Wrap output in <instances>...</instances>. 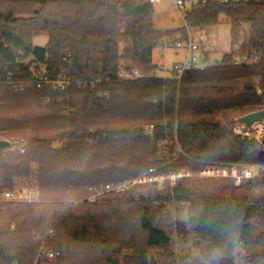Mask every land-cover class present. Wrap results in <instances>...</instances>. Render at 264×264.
<instances>
[{"label":"trees","instance_id":"obj_1","mask_svg":"<svg viewBox=\"0 0 264 264\" xmlns=\"http://www.w3.org/2000/svg\"><path fill=\"white\" fill-rule=\"evenodd\" d=\"M153 13L149 0H0V140L10 142L0 155V190L30 178L33 164L39 189V203L0 207V264H33V235L46 231L55 264L63 263L61 239L75 250L73 264H89L88 257L104 253L108 234L95 220L102 214L94 206L126 196L141 203L144 244L129 245L138 264H146L148 251L171 246L153 212L154 203L163 201L186 206L188 225L201 241L203 262L196 264H207L214 251L220 253L214 264H252L264 256V233L257 228L264 225V173L240 186L181 180L170 188L108 192L88 202L104 187L161 164L156 143L173 136L186 155L180 166L264 165L255 144L215 121L219 111L235 112L238 119L264 109V1L208 0L184 11L183 27L166 31L153 28ZM222 22L229 25L232 52L221 64L185 72L179 80L173 73L155 77V49L172 43L173 35L185 36L186 28ZM245 24L251 35L244 55L256 59L236 64L233 47ZM39 35L47 37L43 48L32 44ZM126 65L139 76L120 79ZM33 69L52 80L69 79L72 87L62 92L31 82ZM90 154L98 155L93 170L86 167ZM115 253L106 252L105 264H118Z\"/></svg>","mask_w":264,"mask_h":264},{"label":"rangeland","instance_id":"obj_2","mask_svg":"<svg viewBox=\"0 0 264 264\" xmlns=\"http://www.w3.org/2000/svg\"><path fill=\"white\" fill-rule=\"evenodd\" d=\"M153 10V28L155 30L166 31L183 27L184 10H178L174 6L172 0H159V2L153 3ZM199 29H203L204 33L207 34V40L201 46L198 55L202 56L205 53L208 54L207 59H205L201 64L202 67L208 68L210 66L221 64L223 57L232 52L228 23L222 22L217 25ZM250 35L251 29L249 25H243L241 29V38L237 45L233 47V61L236 64L246 62L244 59V53L246 50V42ZM178 36L179 35H173L171 38L172 41L178 39ZM46 43L47 37L45 35L36 36L32 40V44L39 48L45 47ZM183 56V51L177 52L173 48L171 40L168 41V44L164 47L155 49L152 55V63L156 65L154 74L155 77H171L173 65L180 62ZM233 113L235 112L219 111L215 114V121H217L220 126L229 130V128L233 126L231 125L233 122L230 123L232 118L235 116ZM233 120L237 122L236 116ZM11 139L15 140L17 139V136H13ZM97 157V154L94 155V158L91 154L86 156V158L89 159V163L86 165L88 168L87 170H93V168H95L94 162ZM35 174H37V166L33 164L30 168V176L34 179V181H36L37 178ZM25 179L27 178L14 180L12 186L15 187ZM254 190L259 192L258 188H254ZM104 193L108 192H103V190L97 191L93 195V200H91V197H93L91 195V197L88 198V202L97 200V198ZM144 199H146L145 196ZM33 203H39V192L37 200ZM77 203L78 201H74L73 205H76ZM140 204L141 203L137 198L132 201L128 199L127 196L117 197L113 199L110 204H108V200L105 201V199L100 202L98 201V204L94 206V210H100L102 217L97 215L95 220L100 222L103 229L107 230L108 234L103 238V240H106V249L104 253L99 251L88 257V260H91L89 264H105L106 252H116L117 249L118 253H115V255L112 256H115L118 264H138L133 256L134 248L129 247V245L133 244L134 247L138 248V246L141 247L144 244V233H142L138 228V220L140 216L139 207H141ZM154 206L158 207L156 210H153V212L159 223L165 227V232L170 238L171 246L165 250L153 249L148 251L145 256L146 264L202 263L201 241L188 225L186 206L168 204L164 201L160 203L155 202ZM257 228L261 233H264V225L258 224ZM48 236L51 235L50 232L47 231L43 234L35 233L33 235V240L38 247L35 251L33 264H55L57 262V257L45 258V251L50 250L52 252L47 241L49 238ZM60 241L63 242V245L61 246V256L63 258L62 264H73L75 250L71 247L67 249V244L65 243L66 241L63 239ZM243 256L244 252L239 250L237 252V258H241Z\"/></svg>","mask_w":264,"mask_h":264},{"label":"built area","instance_id":"obj_3","mask_svg":"<svg viewBox=\"0 0 264 264\" xmlns=\"http://www.w3.org/2000/svg\"><path fill=\"white\" fill-rule=\"evenodd\" d=\"M208 0H172L174 6L181 10H188L191 7L204 4ZM217 2H227L231 0H215ZM264 1V0H251ZM150 3H157L159 0H149ZM184 13V12H183ZM185 36H178V39L172 41L173 48L178 51H183V58L180 62L175 63L172 68L174 77L179 80L183 73L188 71H203L206 68L202 67V62L205 60L204 55L198 56L201 46L207 40V34L203 29L186 28ZM244 59L248 63L255 61V56L250 59ZM125 70L120 67V79L131 80L137 78L139 73L137 70L126 65ZM33 79L31 82L42 83L50 86L58 91L66 92L72 87V81L69 79L57 78L49 79L45 74L32 70ZM1 85V83H0ZM152 128L149 127L148 132ZM229 131L238 136L241 140L252 142L260 152L264 153V122H254L250 126L235 122ZM158 153L163 162L159 165L149 167L140 171L137 175L126 178L113 186H106L103 192L120 193L129 191L135 188H155L158 190L173 187L181 180L194 179H212V180H229L235 186H240L244 181L255 179L264 173V165L260 164H243V163H228L216 161H193L189 165H177L181 158H186V155L179 146L175 136L168 142L156 143ZM19 153L24 152V147H18ZM35 177V176H34ZM39 189L37 182L32 177L23 180L21 183L12 189L0 190V207L6 203H33L37 200ZM94 196L91 197L93 200ZM45 258H55L50 250L44 252Z\"/></svg>","mask_w":264,"mask_h":264},{"label":"water","instance_id":"obj_4","mask_svg":"<svg viewBox=\"0 0 264 264\" xmlns=\"http://www.w3.org/2000/svg\"><path fill=\"white\" fill-rule=\"evenodd\" d=\"M204 58H207V54H204ZM264 122V109L260 111H256L250 114H247L243 117H240L237 119L238 123L245 124L247 126H250L254 122ZM10 147V142L6 140H0V155L2 152H4L6 149ZM252 264H264V256L260 257L257 261H255Z\"/></svg>","mask_w":264,"mask_h":264},{"label":"clouds","instance_id":"obj_5","mask_svg":"<svg viewBox=\"0 0 264 264\" xmlns=\"http://www.w3.org/2000/svg\"><path fill=\"white\" fill-rule=\"evenodd\" d=\"M220 256V253L218 251H214L211 254L210 259L208 260L207 264H214V261H216Z\"/></svg>","mask_w":264,"mask_h":264},{"label":"crops","instance_id":"obj_6","mask_svg":"<svg viewBox=\"0 0 264 264\" xmlns=\"http://www.w3.org/2000/svg\"><path fill=\"white\" fill-rule=\"evenodd\" d=\"M207 54V53H206ZM161 56H162V54H161ZM207 57H208V54H207ZM207 59V58H206Z\"/></svg>","mask_w":264,"mask_h":264}]
</instances>
